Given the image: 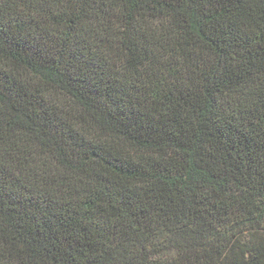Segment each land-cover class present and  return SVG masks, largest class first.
Here are the masks:
<instances>
[{"label": "trees", "instance_id": "16d2710c", "mask_svg": "<svg viewBox=\"0 0 264 264\" xmlns=\"http://www.w3.org/2000/svg\"><path fill=\"white\" fill-rule=\"evenodd\" d=\"M0 264H264V0H0Z\"/></svg>", "mask_w": 264, "mask_h": 264}]
</instances>
